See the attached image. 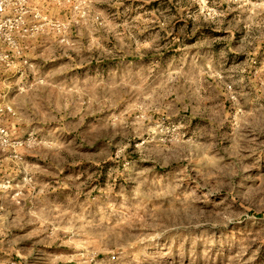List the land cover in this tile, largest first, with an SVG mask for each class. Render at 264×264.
Masks as SVG:
<instances>
[{
    "label": "rangeland",
    "instance_id": "obj_1",
    "mask_svg": "<svg viewBox=\"0 0 264 264\" xmlns=\"http://www.w3.org/2000/svg\"><path fill=\"white\" fill-rule=\"evenodd\" d=\"M0 264H264V0H0Z\"/></svg>",
    "mask_w": 264,
    "mask_h": 264
},
{
    "label": "built area",
    "instance_id": "obj_2",
    "mask_svg": "<svg viewBox=\"0 0 264 264\" xmlns=\"http://www.w3.org/2000/svg\"><path fill=\"white\" fill-rule=\"evenodd\" d=\"M4 39L7 40V43L6 44L9 46L8 47L9 49H13L14 51L17 49L13 37L10 39V38H7L6 35H5Z\"/></svg>",
    "mask_w": 264,
    "mask_h": 264
}]
</instances>
